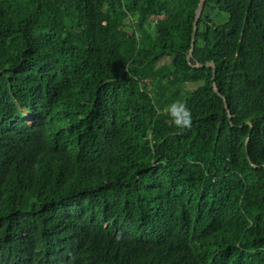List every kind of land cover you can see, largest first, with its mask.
Returning a JSON list of instances; mask_svg holds the SVG:
<instances>
[{
    "label": "trees",
    "instance_id": "trees-1",
    "mask_svg": "<svg viewBox=\"0 0 264 264\" xmlns=\"http://www.w3.org/2000/svg\"><path fill=\"white\" fill-rule=\"evenodd\" d=\"M200 3L0 0V264H264V0Z\"/></svg>",
    "mask_w": 264,
    "mask_h": 264
},
{
    "label": "clouds",
    "instance_id": "clouds-1",
    "mask_svg": "<svg viewBox=\"0 0 264 264\" xmlns=\"http://www.w3.org/2000/svg\"><path fill=\"white\" fill-rule=\"evenodd\" d=\"M177 108H179V110L183 112V117L180 119L176 118ZM170 115L172 117L174 125L177 128H180V129H190L191 128V124H192L191 113L187 109L186 105L179 104V102H177V104L172 105Z\"/></svg>",
    "mask_w": 264,
    "mask_h": 264
},
{
    "label": "rangeland",
    "instance_id": "rangeland-1",
    "mask_svg": "<svg viewBox=\"0 0 264 264\" xmlns=\"http://www.w3.org/2000/svg\"><path fill=\"white\" fill-rule=\"evenodd\" d=\"M212 14L214 15L215 12H212ZM146 30L147 33L150 37H154L156 35V28H155V24L154 23H147L146 24ZM171 60L170 58H164L158 65H162L164 63H169ZM202 83H197V84H186L182 86V96H185L188 92H193L195 89H197L199 86H201ZM25 119H27L29 121L30 124H32V120L30 119V117L28 115H25Z\"/></svg>",
    "mask_w": 264,
    "mask_h": 264
},
{
    "label": "water",
    "instance_id": "water-1",
    "mask_svg": "<svg viewBox=\"0 0 264 264\" xmlns=\"http://www.w3.org/2000/svg\"><path fill=\"white\" fill-rule=\"evenodd\" d=\"M204 6H205V0H201V3L199 4L198 10L196 12V19L194 22V29H193L192 42H191V45H192L191 53L193 52L194 47H195V39H196L197 30H198V23L201 18ZM210 66L214 67V64L213 63L206 64V67H210ZM199 67H203V65H199ZM215 74H216V69L214 68L213 75L215 76ZM216 92L220 95L219 91H216Z\"/></svg>",
    "mask_w": 264,
    "mask_h": 264
}]
</instances>
